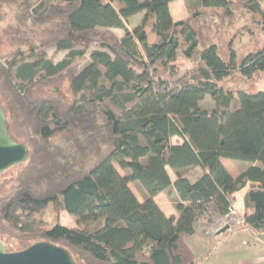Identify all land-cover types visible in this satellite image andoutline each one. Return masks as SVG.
I'll list each match as a JSON object with an SVG mask.
<instances>
[{
	"label": "trees",
	"instance_id": "obj_1",
	"mask_svg": "<svg viewBox=\"0 0 264 264\" xmlns=\"http://www.w3.org/2000/svg\"><path fill=\"white\" fill-rule=\"evenodd\" d=\"M172 1L0 0V21L12 10L0 28V104H11L22 138L13 137L28 147L17 184L0 198V235L59 245L76 264H196L186 240L195 224L232 217L247 183L258 185L244 193L241 224L264 234V91L217 83L264 71V46L239 65L230 47L228 59L215 43L200 48L192 21L208 12L230 19L232 3L199 0L198 12L173 21ZM243 7L264 30L259 0ZM48 45L65 56L53 61ZM179 53L196 60L181 74ZM63 80L71 100L59 108L47 88ZM207 96L213 108L199 107ZM222 158L248 165L233 176ZM189 168L200 169L192 181ZM161 192L174 195L177 217L155 202ZM48 207L79 226L47 222Z\"/></svg>",
	"mask_w": 264,
	"mask_h": 264
},
{
	"label": "rangeland",
	"instance_id": "obj_2",
	"mask_svg": "<svg viewBox=\"0 0 264 264\" xmlns=\"http://www.w3.org/2000/svg\"><path fill=\"white\" fill-rule=\"evenodd\" d=\"M228 1L232 3L231 7L234 12V16L232 18L224 19L221 18L220 14L218 15V12H208L204 16H197L192 21V26L196 31L200 48L206 47L211 43H215L218 47V54L222 58L228 59V50L230 47L235 50V60L237 65H239L242 58L246 54L250 52H256L264 46V30L258 24L257 18L253 16L250 12H248L245 7H243V3L247 0ZM259 5L260 8L264 10V0H259ZM187 8L188 10L186 11H188V14L182 19L187 18L189 15L191 16L193 12H198V10L201 9L199 5L193 7L188 6ZM171 11H178V6L176 4H173L171 6ZM4 13V18L0 21V28L4 26L8 21L12 20V10L9 7L5 9ZM141 17L137 23L140 22ZM128 27L129 29H132V26L129 24ZM114 32L117 34L118 37H121L123 35V30L121 29H114ZM153 38L154 36L151 35L149 37V41H152ZM41 49L46 53L48 57L52 58L55 62L62 59L66 54V51L57 50L52 45H48ZM175 63L179 67V74H181L184 70L194 67L196 64V60L186 58L179 53ZM217 83L226 90H230L232 92L245 91L247 93H256L259 91H264V71L255 72L251 78H247L242 75L239 71H235L232 75H229L219 80ZM47 92L51 94V97H54L56 99L55 101L57 102L59 108L61 106H64L68 101L71 100V96L68 90V84L64 80L53 84L51 87H48ZM2 102L7 118L9 132L15 138H17V140L21 141V133L19 132V129L15 124L16 116L12 110V106L8 102H6V100H3ZM213 106L214 103L209 96L205 97L202 101L199 102V107L202 108L210 109L213 108ZM172 141L173 143H177L180 141V139L174 137ZM221 162L232 175L238 174L240 170L244 168V166L248 165V162L246 161L228 158H222ZM25 164L26 163L23 162L21 164L11 166L0 174V198L7 195L12 185L17 184V177ZM118 170L120 171V173H124L119 168ZM167 170L170 175L171 181H174V172L169 168ZM199 171V168H189L185 171V175L189 180L192 181L197 178ZM130 187L136 194V196L139 199L143 200L141 187L137 183H130ZM163 194L164 198L163 196L162 198L165 199L173 207L171 199L174 198V195L170 198L165 193ZM160 202L161 204L163 203L162 201ZM232 210H235L234 207H232ZM41 216L47 222H52L55 219L57 222L67 227L79 226L76 223V219L67 214L65 211H59L55 215L50 207L46 208L41 214ZM238 216L234 214L229 219H224L223 223L220 220L216 219L214 224L210 227H206L202 223V221H199V223L197 222V224H195L194 226L195 232L197 234L201 232L205 235H209L215 232L217 233L225 225L228 226L227 229H229L230 227L238 228V224L241 225L240 217H242ZM2 232L3 231L0 229V234ZM223 233L225 232H221V234ZM0 240L5 243L6 249L8 251L21 250L27 247L30 243L34 242L11 237L7 234L0 235ZM195 242L198 243V241ZM257 245H261V249L257 248V251L264 249L262 247L264 246L262 243H257ZM198 248L200 249L199 246ZM197 250H195L197 254L202 252L201 254H199L200 257H198L196 261L200 264H236L235 260L237 259V256L241 255L243 251H248L243 249L242 246L239 245L238 241H236L235 239H232L230 242L226 241L225 244L216 243V245H210L205 255H202L203 251L198 252Z\"/></svg>",
	"mask_w": 264,
	"mask_h": 264
},
{
	"label": "crops",
	"instance_id": "obj_3",
	"mask_svg": "<svg viewBox=\"0 0 264 264\" xmlns=\"http://www.w3.org/2000/svg\"><path fill=\"white\" fill-rule=\"evenodd\" d=\"M173 4H176L178 6V11H175V12L171 11V6ZM197 5H199V0H174L168 4L170 14H171L173 21L181 20L183 17L187 16L188 11L186 10H188L187 8L188 6L193 7ZM140 17H141L140 14H137L131 17L128 24L131 26L136 25ZM128 24H126V26L129 29ZM199 174H200V171H199ZM251 185L256 186L258 184L257 183H247V185L244 188L235 192L234 194L235 203L233 206L235 210L234 211L231 210V213H230L231 215H234V214H236L237 216L243 215L244 213L243 196L247 188ZM162 196L164 198L163 192L157 194L154 197V200L159 206V208L162 210V212L166 216H177L175 209L165 199H163ZM139 200L142 201V199H139ZM160 201H162L163 203L161 204ZM219 220L222 223L224 222V219H219ZM223 232L225 233L221 234V232L220 233L215 232L209 235H205L201 232L197 234L195 232L194 234L188 236L187 237L188 240L187 239L186 240L190 248L194 252L196 258H198L200 257L199 254L202 253L201 251H203L202 255H205L210 245H216V243L225 244L226 241L230 242L232 239H235L236 241H238V244L241 245L243 249L248 250L246 252L243 251L241 255L237 256V259L235 260L236 264H264V249L257 251V248L261 249L260 248L261 245H257V243H260V244L262 243L264 245V234L262 235L255 234L249 229L243 227L242 224L241 225L238 224V228L230 227L229 229ZM195 241H198V243H196ZM198 246L200 247V249L198 248ZM262 247L264 248V246ZM195 250L201 253L197 254ZM196 264H200V263L196 262Z\"/></svg>",
	"mask_w": 264,
	"mask_h": 264
},
{
	"label": "water",
	"instance_id": "obj_4",
	"mask_svg": "<svg viewBox=\"0 0 264 264\" xmlns=\"http://www.w3.org/2000/svg\"><path fill=\"white\" fill-rule=\"evenodd\" d=\"M28 147L17 142L9 132L4 108L0 104V174L11 166L25 162ZM227 225L218 233L225 231ZM0 264H76L73 257L63 247L47 242L35 241L27 247L8 251L0 240Z\"/></svg>",
	"mask_w": 264,
	"mask_h": 264
}]
</instances>
